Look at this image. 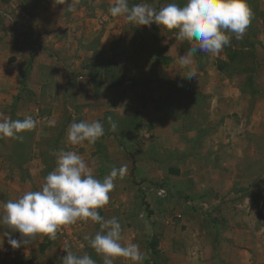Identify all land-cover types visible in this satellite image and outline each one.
Returning <instances> with one entry per match:
<instances>
[{
    "label": "crops",
    "instance_id": "crops-1",
    "mask_svg": "<svg viewBox=\"0 0 264 264\" xmlns=\"http://www.w3.org/2000/svg\"><path fill=\"white\" fill-rule=\"evenodd\" d=\"M110 1L113 2L106 6L107 11L95 7L97 15L94 16L83 12L82 8L78 13L70 10L75 6L68 0L52 2L32 15L20 7L17 0H12L15 15L11 18L5 14L10 20L0 24V121L31 115L37 129L21 135L37 139L50 136L55 123L67 125L63 132L66 137L71 122L99 121L109 125V117L112 119L114 115L128 121L131 114H138L146 127L140 134L149 140L133 146L132 156L116 140V131H106L107 128L94 144H72L67 151L74 150L81 155L89 167L93 162L99 163L100 169L112 168L120 158L130 166L135 164L144 178L148 175L155 178L161 173L164 163L161 153L180 154L182 159L178 162L176 178L198 180L195 186L201 196L197 198L209 209L217 207L213 214L221 224L215 233L223 231L220 239L212 237L210 245L227 247L217 260L210 256L208 261H182L181 264H264V261H256L254 252L246 250L247 241L242 243L240 237L243 232L256 234L239 221L241 215L255 217L251 196H237L232 192L234 175L240 169V145L247 143L246 135L252 132L253 126L245 113L250 95L244 93L246 74L251 70L234 66L235 63L228 68L225 52L205 53L195 42L188 41L189 47L196 46L198 51L189 57V49L183 46L185 40L178 39L173 30L154 28L156 24L140 28V45L138 41L135 48L123 49L128 43L124 39L127 25L122 19L125 17L119 19L110 15L109 8L115 0ZM247 4L250 9L258 7L264 12V0H247ZM252 23L256 24L253 17L246 29L251 36L255 33ZM247 39L242 44L232 43L231 48L241 49L244 55L249 54L248 58L255 59L258 43ZM155 43L166 46L162 53L164 61L152 55L151 44ZM112 45L115 48L112 49ZM256 84L262 91L261 84L258 81ZM169 90L175 96L184 91L192 97H203L208 104L201 109H197L198 104L194 105L198 111L194 120L192 114L181 113L182 107H177L185 99H169V108L161 107L158 99ZM32 107L36 108V114L30 112ZM44 107L51 114H39ZM71 110L76 115H66ZM195 138H199L198 145ZM10 139L11 143H7ZM12 139L0 138V213L3 203L42 186L44 178L56 166L57 156L51 153L60 151L54 147L44 153L42 147L34 146L32 151L24 152L23 157L19 144L22 141ZM48 154L51 161L47 160ZM207 227L211 234L209 220ZM4 232H9L13 239H20L19 233L0 228V240L4 241L0 264H60L40 260V249L48 246L44 245V235H38L29 245L12 249ZM124 263L129 264V261Z\"/></svg>",
    "mask_w": 264,
    "mask_h": 264
},
{
    "label": "rangeland",
    "instance_id": "rangeland-1",
    "mask_svg": "<svg viewBox=\"0 0 264 264\" xmlns=\"http://www.w3.org/2000/svg\"><path fill=\"white\" fill-rule=\"evenodd\" d=\"M55 1L61 2V0H17V3H20V7L26 9L29 14L33 15L42 7H46ZM68 1L73 2L72 4L75 6L73 10L75 13L82 12L83 9V12L87 14L90 12L88 15L93 13L92 15L94 16L97 15L96 9L99 6L107 11L106 6L109 7L110 2H113L110 0ZM11 2L12 0H0V24H3L5 22L4 20H10L9 16L12 18L15 15V9L11 6ZM170 2H175L178 6L183 7L185 0H128L129 6L147 3L157 10ZM251 10L254 22H256L254 25L252 23L255 32L253 36H251L252 33L248 35V30H246L243 39L240 40L235 38V34H230L232 37L230 45L226 46L222 52H225L227 57H229L232 51L231 47L234 43L235 45H238V43L241 44L248 41L249 39L247 38L255 39L258 43V47H255L258 57L250 59L248 58L250 57L249 54H246L243 60H238L239 64L240 62L242 63V67L246 65L245 68L251 70L249 74H246L247 82L244 93L250 95V100L245 106V113L247 114V118L250 121L252 120L253 126L251 129L252 132H249L246 135L247 137L245 136L247 143L240 145L242 149L240 169L234 175L236 180L232 192L237 196H251L253 202L252 213H254L255 217L250 218L245 214L240 216L239 221L241 225L246 226L247 230L254 229L256 234L254 232L251 234L243 232L240 237H242V243L247 241L245 248L250 252H254L256 261H264V12L259 10L258 7L255 10ZM5 14L9 16L7 17ZM118 18L122 19L123 17L120 16ZM122 20L127 25L124 31V39L128 41L122 48L130 50L138 44L139 37L141 38L142 33L140 28L143 26L130 23L126 19ZM154 28H157V25ZM172 30V32L176 33V37H178V29ZM244 37L247 38L244 39ZM140 43L141 41H139V45ZM183 46L186 49H190L187 40H185ZM165 47L158 46L156 43L151 44L152 55L155 57L158 56L159 60L164 61L165 59L162 53H164ZM108 48H111V44ZM113 48L115 47L112 45ZM228 61L227 65L229 68L234 63L230 60ZM30 64L28 65L29 67ZM256 81L261 84L260 89L262 90L263 88L262 91L257 89L258 85ZM259 91L261 94H259ZM178 95L175 96L174 92H170L169 90L158 101L162 104L161 107L165 109L167 107L169 108V99L177 97L185 99L186 101L183 102L181 100L182 105L177 107H182L181 113L186 112L187 114H192L191 117L194 120L198 114L196 110L205 108L208 104L203 97H192L184 91H180ZM196 104L199 105L197 109L194 108ZM17 109L19 108L17 107ZM27 110L29 111V108ZM47 111L46 107H44L38 113L51 114V111L49 113ZM30 112L36 114V108L32 107ZM68 114L70 117L76 115L73 110L68 111L66 115ZM111 122L116 124L115 135L118 136L116 140L130 156H132L130 152L133 146L144 144V142L149 140L140 134L143 128L146 127L140 121L138 114H131L130 120L128 121L114 115L112 116ZM55 124L52 125V130L48 137H38L37 139L35 137L31 139L23 137L20 140L22 142L19 143L23 151L21 156L24 157V152L26 154L28 150L32 151L34 146L42 147L45 151L44 153L52 151L54 147L60 151H67L68 147L72 145L67 141V136L65 137L63 135L67 125ZM103 126L107 128L106 131L111 129V123ZM34 129L37 128L35 127ZM194 141L196 145L199 144V138H195ZM7 143H11V139L7 140ZM191 154L187 157L189 158ZM50 158L51 156L48 154L47 160L51 161ZM160 159L162 163L164 162L161 173L155 178H150L149 175L144 178L135 164L130 166L122 159L117 158V163L112 167L119 168L127 165V171L123 176H119L114 180L115 188L109 194L110 199L108 204L98 209L100 216L104 219H110L112 217L118 219L122 226V243H137L141 251L147 254V258L142 264H181L182 261H208L210 256L217 260L220 253L227 251L226 246L216 244L213 247L210 245V240L213 239V236L217 240V237L220 239L223 234L222 229L220 233H215V230L221 224L218 217L213 214L214 211H217V207L215 209L211 207L210 210L209 206L203 205V201L197 198V196H201L198 193L200 190L196 189L195 186L198 182L197 179L195 181L193 178H176V173L179 172L177 169L178 162L182 159L180 154L176 155L171 151L168 153L164 152L160 154ZM99 165V163L95 164L93 162L90 168L93 175L102 180L110 173L111 167L106 166L107 168L103 167L100 169ZM191 172L194 174L193 170ZM196 175H199V172ZM228 208H230L229 205ZM246 209H248V206H246ZM208 220L212 226L211 234L208 233ZM74 226L76 227V237L67 243H64L60 238L57 240L56 238L50 239L45 236L44 245L48 246H46L47 248L45 247V250L40 249L39 251L42 254L40 257L41 261H59L61 264L62 258L67 254L64 248L68 247L76 255L82 256L87 254L96 261V264H103L102 258L93 251L84 239L85 236H94L100 230L99 225L90 220H78ZM250 236L251 240H249ZM124 261H129V264H133V262L123 257L115 258L114 264H125ZM195 264H200V262Z\"/></svg>",
    "mask_w": 264,
    "mask_h": 264
},
{
    "label": "clouds",
    "instance_id": "clouds-1",
    "mask_svg": "<svg viewBox=\"0 0 264 264\" xmlns=\"http://www.w3.org/2000/svg\"><path fill=\"white\" fill-rule=\"evenodd\" d=\"M70 10H73L70 8ZM112 17L123 16L133 24L160 28L178 29V39L195 42L198 49L216 55L230 45L231 35L243 39L252 19V10L247 0H185L180 7L170 2L159 10L147 3L129 6L128 0H115L109 8ZM197 51L192 46L188 51L191 57ZM184 58H181L183 62ZM111 130L116 124L111 122ZM36 127L31 115L23 119L7 118L0 121V138L22 140L21 135ZM101 122H71L66 130L67 141L73 145L83 142L94 144L104 135ZM57 156L56 166L45 178L38 190H29L15 200L3 203L0 213V228H7L20 234V239L11 238L4 232L7 243L18 249L31 243L38 235L55 239L61 226L75 224L78 220L92 221L99 225L94 236L84 239L93 251L102 258L103 264H114L115 258L123 257L133 264H142L147 254L137 243H122V226L117 218L104 219L98 209L108 204L109 194L115 188L114 180L123 176L127 165L112 167L102 180L93 175L86 161L74 151L53 152ZM0 240V250L3 247ZM66 255L61 264H96L89 255H76L65 247Z\"/></svg>",
    "mask_w": 264,
    "mask_h": 264
},
{
    "label": "built area",
    "instance_id": "built-area-1",
    "mask_svg": "<svg viewBox=\"0 0 264 264\" xmlns=\"http://www.w3.org/2000/svg\"><path fill=\"white\" fill-rule=\"evenodd\" d=\"M72 151H74V150H72ZM75 232H76V227L74 226V224L61 226L57 231L56 237L63 240L64 243H67V242H69V240L75 239V237H76Z\"/></svg>",
    "mask_w": 264,
    "mask_h": 264
},
{
    "label": "trees",
    "instance_id": "trees-1",
    "mask_svg": "<svg viewBox=\"0 0 264 264\" xmlns=\"http://www.w3.org/2000/svg\"><path fill=\"white\" fill-rule=\"evenodd\" d=\"M242 44V43H241ZM251 46H252V44H251ZM232 49V48H231ZM196 52H198V51H196ZM246 57V54L244 55L243 54V52H242V50L240 49V50H232L231 51V54L229 55V57H228V59L230 60V61H232V63H235V64H237V66L239 67V68H242V69H246L245 67H246V65H245V67H244V65H243V67H242V63L240 62V64L238 63V60L239 59H244ZM236 61V62H235ZM244 62V61H243ZM106 68L108 69V71L111 69L110 68V66H109V63L107 64V66H106ZM218 68H221V66H219Z\"/></svg>",
    "mask_w": 264,
    "mask_h": 264
}]
</instances>
